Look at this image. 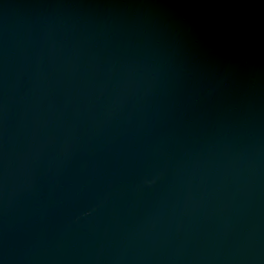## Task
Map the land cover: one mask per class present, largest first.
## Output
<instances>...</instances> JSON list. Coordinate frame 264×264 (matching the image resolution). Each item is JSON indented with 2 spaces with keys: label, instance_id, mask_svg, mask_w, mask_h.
<instances>
[{
  "label": "water",
  "instance_id": "water-1",
  "mask_svg": "<svg viewBox=\"0 0 264 264\" xmlns=\"http://www.w3.org/2000/svg\"><path fill=\"white\" fill-rule=\"evenodd\" d=\"M0 264H264V0H0Z\"/></svg>",
  "mask_w": 264,
  "mask_h": 264
}]
</instances>
